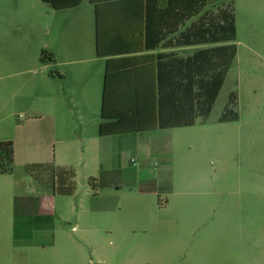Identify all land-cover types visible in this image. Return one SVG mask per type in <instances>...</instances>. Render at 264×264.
Returning a JSON list of instances; mask_svg holds the SVG:
<instances>
[{"label": "rangeland", "instance_id": "rangeland-1", "mask_svg": "<svg viewBox=\"0 0 264 264\" xmlns=\"http://www.w3.org/2000/svg\"><path fill=\"white\" fill-rule=\"evenodd\" d=\"M230 1L239 52L210 117L167 133L166 164L131 167L128 154L121 165L109 147L97 148L87 115L67 110L62 14L41 0H0V71L22 61L25 94L46 113L25 110L17 118L22 127L0 122V143L13 142L17 152L13 173L27 193L41 189L26 170L32 163L76 172L73 196L47 194L54 245H20L18 258L26 264H264V0L222 3ZM51 56L54 62H41ZM232 94L239 120L222 123ZM54 97L53 118L46 105ZM110 175L174 180V192L163 209L158 196L119 202L111 197L118 190L94 189L93 179Z\"/></svg>", "mask_w": 264, "mask_h": 264}, {"label": "crops", "instance_id": "crops-1", "mask_svg": "<svg viewBox=\"0 0 264 264\" xmlns=\"http://www.w3.org/2000/svg\"><path fill=\"white\" fill-rule=\"evenodd\" d=\"M41 1L55 11L56 8L62 9L57 12L61 13L64 19L65 51L68 58L66 64L70 66L65 74L67 110L81 117L82 114L87 115L89 124L94 126L97 148L109 147L114 154L115 163L121 165L124 154H128L127 162L131 167H136L137 162L141 161L155 160L162 165L169 162L167 133H172L174 129L100 136L108 61L120 60L113 66L117 74L115 87L153 90L160 57L175 56L184 59L201 49L231 45L233 42L195 46L175 44L179 33L169 35L167 30H184L185 28L181 27L183 16L179 15L178 10L169 8V4L162 0ZM155 44H158V47L152 49ZM99 48L101 56L98 54ZM24 73L22 61L17 59H13L11 65L3 67L0 71V122L15 121L17 126L22 127L23 124H19L17 118L25 110L35 116L46 115L36 108L37 98L26 96ZM46 106L47 115L54 118L55 97L52 103L48 102ZM17 160L16 152L15 163ZM40 163L51 162L32 164ZM13 172L0 174V264L28 263L23 255L21 258L17 256L20 245H36L45 250L48 245L55 243L49 236L53 215L47 206V194L53 193L40 185V190L27 189L26 193V188H23L24 180H17ZM115 178L111 175L100 177L99 188L118 190L121 194L111 197L119 202L123 197L144 200L158 196L159 207L163 209L170 203L169 199L165 201L164 197L168 198L174 192V180ZM49 203L51 204L50 201Z\"/></svg>", "mask_w": 264, "mask_h": 264}, {"label": "trees", "instance_id": "trees-1", "mask_svg": "<svg viewBox=\"0 0 264 264\" xmlns=\"http://www.w3.org/2000/svg\"><path fill=\"white\" fill-rule=\"evenodd\" d=\"M162 1L183 16L181 27H184V30H167L169 35L179 33L175 44L214 45L237 40L234 2ZM152 47L154 49L158 44ZM98 54H102L100 48ZM237 54L238 47L233 43L201 49L184 59L175 56L160 57L153 90L115 87L117 74L113 66L120 60H109L106 67L100 136L188 128L195 126L199 121L205 123L213 111ZM48 60L55 61L51 56L48 59L42 58L41 62L46 63ZM235 100L236 95L232 94L220 122L239 120V115L232 109ZM0 155V174L12 173L15 168L14 143L1 142ZM26 170L38 185L54 195L73 196L76 192V172L71 168L56 166L53 163H40L28 165ZM92 183L97 191L100 187L99 179H93Z\"/></svg>", "mask_w": 264, "mask_h": 264}]
</instances>
